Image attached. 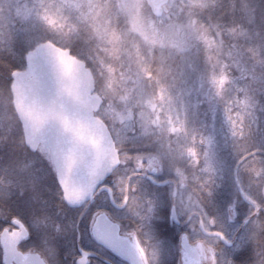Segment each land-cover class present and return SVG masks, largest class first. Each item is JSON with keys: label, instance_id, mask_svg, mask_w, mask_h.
<instances>
[{"label": "clouds", "instance_id": "1", "mask_svg": "<svg viewBox=\"0 0 264 264\" xmlns=\"http://www.w3.org/2000/svg\"><path fill=\"white\" fill-rule=\"evenodd\" d=\"M134 3L143 34L118 0H25L0 23V170L12 177L0 186V264H65L61 249L81 235V219L89 226L99 195L122 210L111 223L133 264H264V0ZM56 48L78 69L66 114L96 142L74 157L75 186L95 169L80 202L60 184L72 133L26 115L57 90L39 99L20 79L38 50ZM40 63L49 69L47 57ZM13 199L27 210L15 213ZM165 220L174 238L158 229ZM89 237L97 250L67 264H111L105 251L128 264Z\"/></svg>", "mask_w": 264, "mask_h": 264}, {"label": "snow or ice", "instance_id": "2", "mask_svg": "<svg viewBox=\"0 0 264 264\" xmlns=\"http://www.w3.org/2000/svg\"><path fill=\"white\" fill-rule=\"evenodd\" d=\"M117 7L130 17L133 30L143 34L144 26L136 10L134 0H118ZM43 19L50 25L54 23V20L50 16H44ZM41 57H47L49 69L54 77V84L57 90L56 96L51 98L46 106L29 108L26 115L36 126L48 119H58L65 131L72 133L76 143L68 148L67 164L60 176V184L63 187L64 196L67 200L70 202H80L85 195V190L91 192L95 185V180L93 178L95 169H92L86 180L81 178L83 183L80 186H75L72 180L74 157L79 152L80 143L89 142L95 146L96 142L85 135L84 125L78 122L74 124L69 119L62 99L65 95L73 99H78L76 94V90L79 87V81L77 79L78 69L76 68V62L73 58L58 48L44 50L42 52L38 50L35 54V62H40ZM28 75L34 81L37 80L36 68L32 58L29 60ZM220 82H223V77H221ZM189 151L192 150L190 149ZM125 199L127 198L125 197ZM91 217V222L89 224L91 235L97 241L109 247H116L119 244V237L108 215L102 209L97 208L92 212ZM136 247L141 257H143V250L139 248L138 244ZM85 255L87 254L85 253ZM82 264H87L86 260L82 259Z\"/></svg>", "mask_w": 264, "mask_h": 264}, {"label": "trees", "instance_id": "3", "mask_svg": "<svg viewBox=\"0 0 264 264\" xmlns=\"http://www.w3.org/2000/svg\"><path fill=\"white\" fill-rule=\"evenodd\" d=\"M6 74V71L4 72ZM12 177L5 173L4 171L0 170V186H3L7 184ZM49 192L48 195L51 197V200L53 203H55L56 197H55V191L58 187L57 184L54 183V177L51 179L46 180ZM144 187L151 191L152 184L148 181L144 182ZM224 196V191L221 190L218 195L217 199L219 200ZM10 206L12 207L13 211L15 213H24L26 209V204L24 201L20 199H13L10 201ZM93 210L100 208L102 210L109 211L114 218H121L122 219V210H115L110 204L106 196L99 195L97 199L95 200L94 204L91 206ZM157 213H161L166 215L167 213V203L166 200L163 198H160V203L157 206ZM67 214L75 218L76 213L72 210H67ZM123 222V220H122ZM157 227L160 230L161 234L170 238H174V229L170 227L167 223V221H158ZM80 228H81V235L77 237L75 234H73L67 241V243L62 247L61 251L62 253H68L66 256H64L65 264L69 260H71V253L78 252L79 249H87L90 248L91 242L89 237V226L84 222L83 219L80 221Z\"/></svg>", "mask_w": 264, "mask_h": 264}, {"label": "water", "instance_id": "4", "mask_svg": "<svg viewBox=\"0 0 264 264\" xmlns=\"http://www.w3.org/2000/svg\"><path fill=\"white\" fill-rule=\"evenodd\" d=\"M34 65L36 68L37 80L34 81L29 77L28 66V68L21 74V82L23 86L32 92L37 98L46 99L55 87L54 77L51 71L49 69H45L40 62L37 63L34 61ZM116 247H118L120 251L125 254L128 263L133 264L130 251L123 244H118Z\"/></svg>", "mask_w": 264, "mask_h": 264}, {"label": "rangeland", "instance_id": "5", "mask_svg": "<svg viewBox=\"0 0 264 264\" xmlns=\"http://www.w3.org/2000/svg\"><path fill=\"white\" fill-rule=\"evenodd\" d=\"M6 6H8L6 8ZM25 0H0V23L3 22L4 16L10 11L12 15L23 12ZM6 75V74H5ZM110 216V214L107 212Z\"/></svg>", "mask_w": 264, "mask_h": 264}, {"label": "flooded vegetation", "instance_id": "6", "mask_svg": "<svg viewBox=\"0 0 264 264\" xmlns=\"http://www.w3.org/2000/svg\"><path fill=\"white\" fill-rule=\"evenodd\" d=\"M108 198V197H107ZM109 199V198H108ZM115 210H117L116 206H113V204L110 202L109 203ZM106 214H107V211H104ZM108 215V214H107ZM109 219L111 220V218H114L113 215L111 214L110 216L108 215ZM89 229V228H88ZM89 232H90V229H89ZM90 242H91V245H90V248H87V249H79L80 250H90L92 252H95L97 249H96V245L95 243L93 242V240L90 238ZM66 256V255H65ZM100 256H105L109 261H111V264H121V261H120V258L111 253V252H101L100 253ZM99 258V257H97ZM129 264V263H128Z\"/></svg>", "mask_w": 264, "mask_h": 264}]
</instances>
